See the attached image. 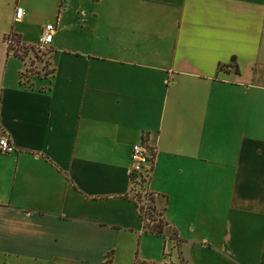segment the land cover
Returning <instances> with one entry per match:
<instances>
[{
    "label": "crops",
    "instance_id": "0c3cea01",
    "mask_svg": "<svg viewBox=\"0 0 264 264\" xmlns=\"http://www.w3.org/2000/svg\"><path fill=\"white\" fill-rule=\"evenodd\" d=\"M48 25L28 85L8 38ZM4 136L0 264H264V0H0ZM144 141L163 236L131 192Z\"/></svg>",
    "mask_w": 264,
    "mask_h": 264
},
{
    "label": "trees",
    "instance_id": "16d2710c",
    "mask_svg": "<svg viewBox=\"0 0 264 264\" xmlns=\"http://www.w3.org/2000/svg\"><path fill=\"white\" fill-rule=\"evenodd\" d=\"M10 49H13L12 45ZM152 168L148 173L146 172L133 178L130 182V184H132L131 192L133 200L140 211L139 214L143 220L145 232L151 233L152 235L163 236L164 232L170 230V228L168 224L164 222L162 212L158 210L156 206L157 197L149 190V182H151L153 173ZM150 196L151 198L149 199L148 197ZM148 199L151 202L147 203ZM169 239L170 242L174 244L173 248L178 249L181 245V241L178 240L176 233H173Z\"/></svg>",
    "mask_w": 264,
    "mask_h": 264
},
{
    "label": "built area",
    "instance_id": "2783aa9c",
    "mask_svg": "<svg viewBox=\"0 0 264 264\" xmlns=\"http://www.w3.org/2000/svg\"><path fill=\"white\" fill-rule=\"evenodd\" d=\"M24 15V10L22 8L16 9V18L15 21L21 20ZM56 28L54 25H48L44 28L43 33L39 37L38 47L48 48L49 45L53 42ZM8 43L14 45L13 38H8ZM15 152V148L10 142V138L7 136L0 137V153L1 154H10L12 155ZM132 165L129 168L130 181L133 180L136 176L144 173H148L152 167L155 166V151L152 146H150L147 141H144L140 144H135L131 153ZM153 169V168H152ZM132 189V184H130ZM132 191V190H131ZM140 264V263H138ZM150 264V263H145ZM159 264H167L166 261H163Z\"/></svg>",
    "mask_w": 264,
    "mask_h": 264
},
{
    "label": "rangeland",
    "instance_id": "374dc122",
    "mask_svg": "<svg viewBox=\"0 0 264 264\" xmlns=\"http://www.w3.org/2000/svg\"><path fill=\"white\" fill-rule=\"evenodd\" d=\"M12 50L17 58L25 64L21 72V78L24 83L29 85L32 79L46 76L50 72L49 48H40L38 46L33 49L17 47ZM148 198L150 199L151 196ZM149 199L147 203L151 202ZM144 252L145 249L143 251L142 248L141 255H143Z\"/></svg>",
    "mask_w": 264,
    "mask_h": 264
}]
</instances>
